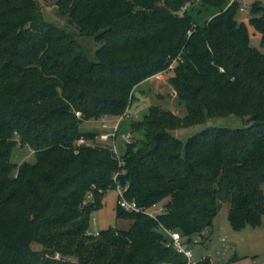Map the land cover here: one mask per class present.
<instances>
[{"label": "trees", "instance_id": "obj_1", "mask_svg": "<svg viewBox=\"0 0 264 264\" xmlns=\"http://www.w3.org/2000/svg\"><path fill=\"white\" fill-rule=\"evenodd\" d=\"M193 1L54 0L69 31L38 0H0V264H186L165 229L202 239L224 203L232 228L261 224L264 53L235 19L237 0H200L219 8L203 21ZM251 11L264 44V7ZM80 36L96 42L94 58ZM173 62L168 81L185 112L149 105L130 124L139 134L123 163L93 143L99 131L80 129L82 119L125 113L133 88ZM230 114L244 124L185 140L173 132ZM17 142L32 147V161L11 160ZM116 183L142 208L161 202L160 212L116 204L129 227L89 233L91 211Z\"/></svg>", "mask_w": 264, "mask_h": 264}, {"label": "rangeland", "instance_id": "obj_2", "mask_svg": "<svg viewBox=\"0 0 264 264\" xmlns=\"http://www.w3.org/2000/svg\"><path fill=\"white\" fill-rule=\"evenodd\" d=\"M38 1L41 4L45 19L69 31L72 30L70 27L66 26L64 18L58 13L54 0ZM237 1L239 5L235 13V19L238 22H244L246 25L249 43L264 53V44L261 42L260 32L256 30L248 20L251 15H256L251 11L252 3L257 2L264 7V0ZM186 6L189 7L190 12H192L195 18L200 21L208 20L214 13L219 11V8L201 4L200 0H194L192 4ZM240 6H244V10H240ZM78 39L88 57L94 58V50L97 46L94 39L88 36H80ZM174 66L175 62L171 63V66L169 64L164 71L149 75L133 88L131 103L127 107L121 120L119 117L122 114L118 116L103 114L107 117L109 125H112L118 119L120 121L118 123L119 129L116 133V144L119 150L118 159L121 163H123L121 155L123 154L125 143L135 141L139 134L137 131L132 130L130 124L134 119L141 118V116L147 112L149 105L155 104L180 115L184 114V104L178 102L175 92L168 81V77L173 73ZM76 116H81V114ZM101 116L98 118L82 119L79 126L80 129L97 130L99 131L98 133H100L101 127L99 118H101ZM243 124L244 122L240 117L230 114L212 118L205 124L182 127L173 132L177 137L185 140L188 136L208 126L234 128L240 127ZM120 132L129 133L130 138L128 142H125L119 135ZM93 143L109 145V140H102L96 136V140ZM76 144H90V142L78 140ZM33 158L34 154L32 147L28 144L21 145L17 142L12 150L11 160L18 164L23 160L32 161ZM12 173H15V169L12 170L11 174ZM261 187L264 192V182H262ZM89 193L86 198L92 199L93 194ZM115 205L116 191L113 186L102 192L101 205L91 211L87 228L89 233H96L110 225L120 229L129 227L130 220L127 217L116 216ZM161 205V202H158L147 207V210L148 212L156 214L160 212ZM227 209L228 204H222L213 217L211 225L206 226L202 230L201 234H203V238H198L197 241H190L192 255L189 264H203L201 262L203 259H208L215 264H264V214L262 215L261 224L259 226H244L239 229H234L227 219ZM34 246L37 248L39 247V245ZM69 259L73 260L74 257H69ZM163 264L176 263L167 262Z\"/></svg>", "mask_w": 264, "mask_h": 264}, {"label": "built area", "instance_id": "obj_3", "mask_svg": "<svg viewBox=\"0 0 264 264\" xmlns=\"http://www.w3.org/2000/svg\"><path fill=\"white\" fill-rule=\"evenodd\" d=\"M232 1H235V0H229V2H232ZM239 9L244 10V6H240ZM170 66H171V63H170ZM75 114L79 115L80 112L75 111ZM123 115H124V113L119 117L120 120H121ZM119 119L117 121H115L112 125H109L107 117L105 115H102L101 118H99L101 131H100V133L97 134L98 138H100L102 140H109V146H110L111 150L113 151V153L116 154L117 158L119 157L118 156L119 150H118V146L116 144V136H117L116 133L119 129L118 128V123L120 122ZM119 135L124 139L125 142L129 141V138H130L129 133L120 132ZM80 141H82V139H80ZM119 162H120V160H119ZM116 174L117 173L114 174V178H115ZM114 190L116 191V204L119 207L123 208L126 211H135L136 212V211L143 210L145 213L149 214L150 216H155V213L148 212L147 208L140 207L135 202V200L128 199L124 195L123 187L120 184L116 183L114 186ZM98 191L102 192L101 189H98ZM165 231L169 235V242L167 244L174 247L178 252L183 253L187 258L186 264H189L190 258L192 255L191 248H190L191 243L184 240L182 235L177 230L165 229ZM193 241H197V239H193Z\"/></svg>", "mask_w": 264, "mask_h": 264}]
</instances>
